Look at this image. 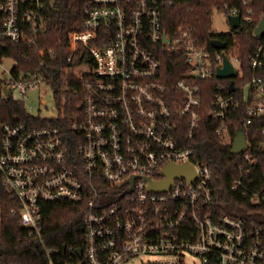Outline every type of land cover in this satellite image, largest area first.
Returning a JSON list of instances; mask_svg holds the SVG:
<instances>
[{"label":"built area","instance_id":"obj_1","mask_svg":"<svg viewBox=\"0 0 264 264\" xmlns=\"http://www.w3.org/2000/svg\"><path fill=\"white\" fill-rule=\"evenodd\" d=\"M174 1H83V28L69 34L67 61L85 48L92 62L67 68L77 79L68 90L82 102L70 132L43 122L57 116L42 114L45 96L51 92L54 99L43 67L55 52L39 46L37 38L47 28L45 0L0 4V49L29 42L41 58L27 70L0 54V206L10 202L21 225L40 236L44 204L84 205V249L71 250L76 256L71 264H187L188 257L199 264H264V228L249 230L241 219L215 208L214 170L197 157L193 143L203 102L200 80L216 75L226 48L219 52L211 42L210 50L192 28H168L164 9ZM215 10L228 17L230 31L252 23L251 9L227 4ZM237 15L240 26L233 28L231 17ZM259 23L252 33L258 45L249 55L252 76L232 92L228 78L227 94L219 85L208 112L220 120L216 134L224 143L231 142L229 112L241 100L246 128L264 117ZM167 52L187 66L173 87L165 82L159 57ZM228 55L238 71L234 80L242 78L239 57ZM9 102L18 112L11 113ZM246 137L249 147L241 154L252 164L256 159ZM170 164L190 165L192 177H176L164 191L151 190L150 183L167 178ZM249 175L247 169L235 176L232 189L260 204L264 188H252Z\"/></svg>","mask_w":264,"mask_h":264},{"label":"trees","instance_id":"obj_2","mask_svg":"<svg viewBox=\"0 0 264 264\" xmlns=\"http://www.w3.org/2000/svg\"><path fill=\"white\" fill-rule=\"evenodd\" d=\"M4 0H0V4ZM84 0H45L44 15L47 28L38 34V44L43 48L54 50V56L48 58L43 67L44 73L54 91L57 107L55 118H46L44 124L62 126L70 132V123L76 114L80 113L81 99L68 90L77 86V79L72 70L67 68L84 61L91 63L86 49L68 62L69 34L82 30V5ZM238 7L242 11L252 10V23H243L237 30L218 33L213 28L214 9H223L224 5ZM164 23L168 28L184 26L194 30L202 44L210 50L213 38H219L226 44L228 54L238 56L243 77L236 79L238 87L247 81L254 70L250 67L249 55L258 45V39L253 36L255 25L264 18V0H176L164 9ZM217 51H221L217 49ZM0 54L9 55L19 61L23 69H32L38 65L40 56L29 42L11 43ZM165 82L173 87L176 81L184 77L186 62L176 53H159ZM258 75L264 78V69L258 70ZM231 81V80H230ZM203 86V102L200 110V125L194 139L197 157L209 164L215 173V208L223 213L242 220L249 230L264 228V201L254 204L249 195L242 190L232 189L235 176L250 169L247 177L249 183L254 180L252 188H264V117L257 118L249 128L246 103L242 100L239 106L232 108L228 115L230 143H224L216 134L221 125L219 119L209 115L210 106L219 85L228 92V78H218L213 75L209 80H200ZM11 113L18 112L16 104L5 103ZM239 129H243L252 144V154L255 163H249L244 154H233L232 145ZM246 178V176H245ZM6 198V196L4 195ZM12 204L8 201L0 206V264H71L76 259V248L84 249V217L87 209L84 205L68 201L44 204L42 207L41 235L31 233L23 227L20 218L11 212Z\"/></svg>","mask_w":264,"mask_h":264},{"label":"water","instance_id":"obj_3","mask_svg":"<svg viewBox=\"0 0 264 264\" xmlns=\"http://www.w3.org/2000/svg\"><path fill=\"white\" fill-rule=\"evenodd\" d=\"M231 22L233 25V28H238L240 26V16H234L231 17ZM264 34V18L260 21L257 29H256V35L262 36ZM212 45L216 49H225L226 44L219 40L214 39L212 40ZM238 71L235 65L231 62L229 55L226 52H223V63L219 65L216 69V76L218 78H231L230 84H229V90L230 92L234 91L235 89V80L234 78L237 77ZM249 147L247 137L245 134V131L243 129H239L236 133V138L232 145V153L233 154H241L243 153L247 148ZM165 173L167 178L161 182H153L150 183L149 188L154 191H164L170 188V186L173 184L174 179L177 177H192L193 174V168L188 165L184 164L181 166H176L173 164H170L165 167ZM79 255H81V250L78 249Z\"/></svg>","mask_w":264,"mask_h":264},{"label":"rangeland","instance_id":"obj_4","mask_svg":"<svg viewBox=\"0 0 264 264\" xmlns=\"http://www.w3.org/2000/svg\"><path fill=\"white\" fill-rule=\"evenodd\" d=\"M213 28L218 33H227L231 29L230 24L228 22V17H226L224 13L218 12V10L214 11ZM44 100L46 101L47 106L45 108H42V114L51 115V116L56 115L57 107H56V102L53 99L52 93L49 92L45 96ZM31 101H37V98L35 96H31ZM194 261L195 263H193ZM187 264H199V263L193 257H188Z\"/></svg>","mask_w":264,"mask_h":264}]
</instances>
